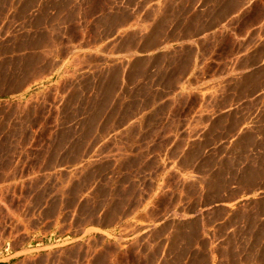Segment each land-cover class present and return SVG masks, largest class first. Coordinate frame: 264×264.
Wrapping results in <instances>:
<instances>
[{
    "label": "rangeland",
    "instance_id": "obj_1",
    "mask_svg": "<svg viewBox=\"0 0 264 264\" xmlns=\"http://www.w3.org/2000/svg\"><path fill=\"white\" fill-rule=\"evenodd\" d=\"M2 259L264 264V0H0Z\"/></svg>",
    "mask_w": 264,
    "mask_h": 264
},
{
    "label": "crops",
    "instance_id": "obj_2",
    "mask_svg": "<svg viewBox=\"0 0 264 264\" xmlns=\"http://www.w3.org/2000/svg\"><path fill=\"white\" fill-rule=\"evenodd\" d=\"M90 230H97V229H90ZM99 231V230H98ZM105 233V232H104ZM106 234V233H105ZM16 252L12 253L10 256H8L6 259H12L15 256ZM0 264H8V261L5 259L0 260Z\"/></svg>",
    "mask_w": 264,
    "mask_h": 264
}]
</instances>
